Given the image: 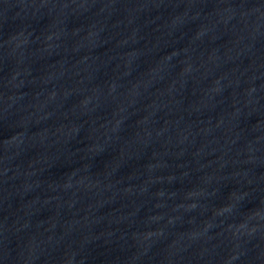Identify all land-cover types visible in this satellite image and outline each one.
I'll return each mask as SVG.
<instances>
[{"label": "water", "instance_id": "95a60500", "mask_svg": "<svg viewBox=\"0 0 264 264\" xmlns=\"http://www.w3.org/2000/svg\"><path fill=\"white\" fill-rule=\"evenodd\" d=\"M0 264H264V0H0Z\"/></svg>", "mask_w": 264, "mask_h": 264}]
</instances>
